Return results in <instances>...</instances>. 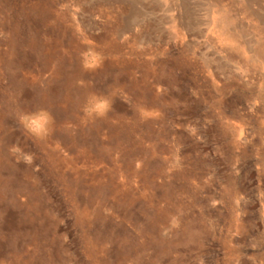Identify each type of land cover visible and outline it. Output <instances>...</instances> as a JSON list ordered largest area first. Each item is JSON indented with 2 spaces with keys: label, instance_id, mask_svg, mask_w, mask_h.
Masks as SVG:
<instances>
[{
  "label": "rangeland",
  "instance_id": "rangeland-1",
  "mask_svg": "<svg viewBox=\"0 0 264 264\" xmlns=\"http://www.w3.org/2000/svg\"><path fill=\"white\" fill-rule=\"evenodd\" d=\"M262 9L0 0V264H264Z\"/></svg>",
  "mask_w": 264,
  "mask_h": 264
},
{
  "label": "clouds",
  "instance_id": "clouds-1",
  "mask_svg": "<svg viewBox=\"0 0 264 264\" xmlns=\"http://www.w3.org/2000/svg\"><path fill=\"white\" fill-rule=\"evenodd\" d=\"M111 101L105 97H93L90 100L89 107L86 108V112L89 116H103L111 108ZM22 122L33 131L40 132L45 130L47 123L50 121V117L46 115L40 116H23Z\"/></svg>",
  "mask_w": 264,
  "mask_h": 264
},
{
  "label": "crops",
  "instance_id": "crops-1",
  "mask_svg": "<svg viewBox=\"0 0 264 264\" xmlns=\"http://www.w3.org/2000/svg\"><path fill=\"white\" fill-rule=\"evenodd\" d=\"M262 12H263V13H262V16H264V9H262Z\"/></svg>",
  "mask_w": 264,
  "mask_h": 264
},
{
  "label": "bare ground",
  "instance_id": "bare-ground-1",
  "mask_svg": "<svg viewBox=\"0 0 264 264\" xmlns=\"http://www.w3.org/2000/svg\"><path fill=\"white\" fill-rule=\"evenodd\" d=\"M186 15H188V14H186ZM184 25V24H183ZM150 29V28H149ZM2 174V173H1Z\"/></svg>",
  "mask_w": 264,
  "mask_h": 264
}]
</instances>
